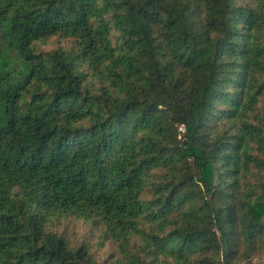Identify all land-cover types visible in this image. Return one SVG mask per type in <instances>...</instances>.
<instances>
[{"label":"trees","instance_id":"trees-1","mask_svg":"<svg viewBox=\"0 0 264 264\" xmlns=\"http://www.w3.org/2000/svg\"><path fill=\"white\" fill-rule=\"evenodd\" d=\"M261 259L264 0H0V264Z\"/></svg>","mask_w":264,"mask_h":264},{"label":"rangeland","instance_id":"rangeland-1","mask_svg":"<svg viewBox=\"0 0 264 264\" xmlns=\"http://www.w3.org/2000/svg\"><path fill=\"white\" fill-rule=\"evenodd\" d=\"M64 45H67V44L66 42H63V40H59L58 38H50L46 45L40 46V49L42 51H50V50L57 49ZM179 131L182 132L181 129H179ZM257 262L264 264V259L257 260Z\"/></svg>","mask_w":264,"mask_h":264},{"label":"built area","instance_id":"built-area-1","mask_svg":"<svg viewBox=\"0 0 264 264\" xmlns=\"http://www.w3.org/2000/svg\"><path fill=\"white\" fill-rule=\"evenodd\" d=\"M179 129H181L182 132L184 131V129L182 127H179Z\"/></svg>","mask_w":264,"mask_h":264}]
</instances>
